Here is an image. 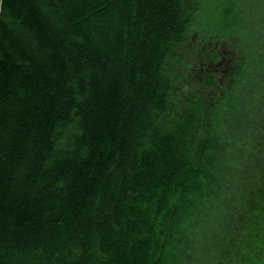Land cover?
<instances>
[{
    "label": "trees",
    "instance_id": "1",
    "mask_svg": "<svg viewBox=\"0 0 264 264\" xmlns=\"http://www.w3.org/2000/svg\"><path fill=\"white\" fill-rule=\"evenodd\" d=\"M205 1L0 0V264H264V0Z\"/></svg>",
    "mask_w": 264,
    "mask_h": 264
},
{
    "label": "rangeland",
    "instance_id": "2",
    "mask_svg": "<svg viewBox=\"0 0 264 264\" xmlns=\"http://www.w3.org/2000/svg\"><path fill=\"white\" fill-rule=\"evenodd\" d=\"M208 9L204 11L200 9L203 18L208 19L209 16L213 17V0L205 1ZM199 33H190L185 43L178 48V53L181 58L182 74L188 72L190 78L193 80L192 91L198 92L203 98L211 104L213 101V87L207 85V78L213 76V73L218 77L219 82L226 83V75L233 69V48L232 44L227 42L222 44L220 53L222 59L219 62H214L211 59L213 51V42L207 39L206 43L199 39ZM199 39V41H197ZM187 98V97H186ZM253 143V142H251ZM259 140L253 143L252 149H257Z\"/></svg>",
    "mask_w": 264,
    "mask_h": 264
}]
</instances>
